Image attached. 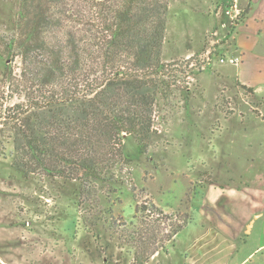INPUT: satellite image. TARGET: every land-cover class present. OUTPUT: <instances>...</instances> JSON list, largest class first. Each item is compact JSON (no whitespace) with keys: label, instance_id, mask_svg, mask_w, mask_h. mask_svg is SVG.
Listing matches in <instances>:
<instances>
[{"label":"rangeland","instance_id":"obj_1","mask_svg":"<svg viewBox=\"0 0 264 264\" xmlns=\"http://www.w3.org/2000/svg\"><path fill=\"white\" fill-rule=\"evenodd\" d=\"M17 3L0 0V264H133L131 238L138 234L156 235L160 252L144 264H181L180 246L197 226H207L194 203L210 198L211 183L248 187L233 195L237 200L253 199L258 189L250 186L264 191V103L236 86L218 62L221 54L233 52L225 50L219 26L226 0L171 2L162 59L178 64L177 90L157 104L158 134L145 153L138 154L133 139L125 138L129 164L117 167L112 184L96 185L97 199L85 202L74 182L24 179L11 167V134L1 125V72L17 66L1 53V42L13 34ZM151 206L184 225L177 234L181 243L165 241L164 250L159 248L171 222H163ZM99 208L112 213H106L104 225L86 229L90 212ZM255 243L250 239L247 249Z\"/></svg>","mask_w":264,"mask_h":264},{"label":"trees","instance_id":"obj_2","mask_svg":"<svg viewBox=\"0 0 264 264\" xmlns=\"http://www.w3.org/2000/svg\"><path fill=\"white\" fill-rule=\"evenodd\" d=\"M172 1L18 0L13 34L1 42V53L17 62L1 72V125L11 134L17 173L77 183L86 202L129 164L125 138L138 154L148 150L158 134L157 104L177 90L178 64L162 59ZM151 207L171 222L159 238L164 250L184 225ZM92 211L86 229L112 213ZM155 238H131L133 264L158 251Z\"/></svg>","mask_w":264,"mask_h":264},{"label":"crops","instance_id":"obj_3","mask_svg":"<svg viewBox=\"0 0 264 264\" xmlns=\"http://www.w3.org/2000/svg\"><path fill=\"white\" fill-rule=\"evenodd\" d=\"M240 1L245 8L243 18L222 44L228 46L226 51L239 54L241 61L237 67L220 65L231 73L236 86L264 103V0ZM251 187L258 189L253 199L237 200L233 195L247 192L248 187L209 185L210 198L194 203L207 226H197L190 241L180 246L181 264H264V191ZM177 234L173 241L181 243ZM250 239L256 243L247 249Z\"/></svg>","mask_w":264,"mask_h":264},{"label":"built area","instance_id":"obj_4","mask_svg":"<svg viewBox=\"0 0 264 264\" xmlns=\"http://www.w3.org/2000/svg\"><path fill=\"white\" fill-rule=\"evenodd\" d=\"M244 13H245V9L244 7L241 6L239 0H227L226 5L222 9V16H224V18L220 19L219 21L220 28L225 30V33L222 38V42L228 41L230 35L234 31L236 24L243 18ZM214 35H216V33ZM211 52L212 50L206 53L205 64L207 65L210 64ZM240 61H241L240 55L235 53L234 51L228 54L223 53L218 58V62L220 64L223 65L229 64L235 67L239 65Z\"/></svg>","mask_w":264,"mask_h":264}]
</instances>
